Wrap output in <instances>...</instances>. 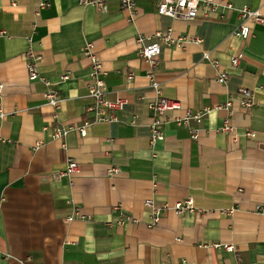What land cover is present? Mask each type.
Here are the masks:
<instances>
[{
  "label": "crops",
  "instance_id": "0c3cea01",
  "mask_svg": "<svg viewBox=\"0 0 264 264\" xmlns=\"http://www.w3.org/2000/svg\"><path fill=\"white\" fill-rule=\"evenodd\" d=\"M217 1L208 17L184 20L158 14L154 0H137L129 20L120 0H107L106 12L78 0H48L38 10V0H0V264H264V22L248 20L247 38L232 34L237 8L264 14V0ZM168 27L201 41L160 44L152 67L138 55L135 38ZM87 41L106 71L107 96L126 102L116 120L55 137L56 127L79 126L89 116ZM29 46L40 54L37 70L47 84L27 76ZM203 51L227 72L224 84ZM235 55L240 62L231 66ZM151 72L162 95L181 104L169 117L207 108L199 122L162 123L163 138L152 146ZM241 86L253 91L250 108L239 102ZM47 89L63 99L56 110L45 103ZM227 99V109L216 108ZM224 120L236 140L219 130ZM67 158L79 172L58 176ZM111 166L118 168L114 175L107 173ZM187 197L203 212L164 209L157 225L146 226L145 199L160 206ZM227 208L233 212L219 213ZM121 214L138 221L116 223Z\"/></svg>",
  "mask_w": 264,
  "mask_h": 264
},
{
  "label": "built area",
  "instance_id": "2783aa9c",
  "mask_svg": "<svg viewBox=\"0 0 264 264\" xmlns=\"http://www.w3.org/2000/svg\"><path fill=\"white\" fill-rule=\"evenodd\" d=\"M136 1L137 0H120V6L122 9L129 11V20H131L135 15L136 10ZM156 12L160 15H166L175 19H184L190 20L194 19L198 13L202 17L206 18L210 14L216 12L219 2L217 0H154ZM49 4L48 0H38L37 10L43 7H46ZM78 4L81 6H92L99 12L107 11V0H78ZM226 8L231 9L233 6L230 3L225 4ZM237 13L239 17V24L233 29L232 34L237 37L247 38L250 32V27L246 23L248 20L256 23L264 22V14H261L258 9L250 8L248 6H242L237 8ZM2 31L0 30V34ZM153 36L156 38V41L151 42L147 45L142 44L144 38H149ZM30 41V37L28 38ZM138 46V55L150 62L151 66L155 65V57L159 53L160 44L164 45H175L176 47L183 48L187 42L199 43L201 39L196 36L191 35H181L175 34L172 27H168L165 30H155L152 35H143L138 34L135 38ZM83 53L89 58V71L87 79V90L88 96L91 98V103L87 105L84 109L86 118L83 119V123L79 126L68 125L56 127L54 129V136L61 137L66 134L70 129H76L80 132L81 135L85 134V127L93 122H110L117 119V112H119L126 99L123 97H115L113 99L109 98L105 91V82L104 77L106 71L102 68L101 61L94 50L92 42H85L83 46ZM203 59L208 60L212 66L216 68L215 79L217 82L224 84L228 78V74L225 70L220 69V64L218 60L212 58L207 51H203ZM240 55L231 56L230 65L236 66L240 62ZM25 65L27 68V76L29 80H43L46 84L48 83L47 78L40 76L37 70L38 62L40 60V54L35 52L30 46L24 52ZM69 73L65 71L60 74L61 79L68 78ZM133 78V73L128 72L125 76L126 81H130ZM150 85L155 91V99L150 104V109L153 113L152 122L150 125V139L149 142L151 146L155 143L156 140L163 138V133L161 130V124L165 121L173 120L177 125H189L190 120L199 122L204 112L207 111V108L203 110H193L186 108L183 116L181 117H169L168 112L177 110L181 108V104L176 99L167 98L162 95L159 82L154 78V75L151 73L148 74ZM3 85L0 83V93L2 91ZM239 102L245 108H250L253 105V91L246 87L238 88ZM45 103L52 106L55 110L60 107L62 102V97L55 89H47L43 93ZM231 105V99H227L224 103L217 104L216 108H228ZM4 116V112L0 106V117ZM191 136L195 138L197 136L196 130L190 127ZM222 132L231 133L232 138L236 140V133H234V127L228 123L227 120H224L223 126L219 128ZM252 133L250 131L246 132L247 136H250ZM38 143V142H37ZM79 172V164L73 158H67L64 169L58 172V176H69ZM118 172L116 166H111L107 173L109 175H114ZM144 205L148 209V221L146 226L153 227L158 224L161 213L164 209H170L174 214L181 215L184 213H194L196 211L203 212L202 209L197 208L194 205L192 198L187 197L182 200L174 202L172 205L162 204L160 206L156 205L151 198L144 200ZM114 209H118V205L113 206ZM233 208L220 209L219 213L221 214H231ZM75 215L79 216V212L75 210ZM73 218L72 215L68 216L66 219L70 221ZM125 221L137 222L138 218L130 215H123L119 217L116 223H123ZM213 247H222L227 251H232L233 246L231 244H223L219 242H213L211 244ZM9 254H6L8 257ZM239 264V263H236Z\"/></svg>",
  "mask_w": 264,
  "mask_h": 264
}]
</instances>
